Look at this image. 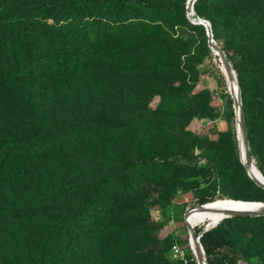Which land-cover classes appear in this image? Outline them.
<instances>
[{
  "label": "rangeland",
  "instance_id": "rangeland-1",
  "mask_svg": "<svg viewBox=\"0 0 264 264\" xmlns=\"http://www.w3.org/2000/svg\"><path fill=\"white\" fill-rule=\"evenodd\" d=\"M177 2L183 18L197 25L187 17V0ZM194 4L192 17L208 23L209 37L202 25L201 29L174 27V47L167 44L158 53L163 69L151 65L132 71L121 77L118 86L115 81L100 82L103 87L93 85L91 94L84 93V84L75 82L64 98L41 108L43 121L25 118L18 110L11 117L0 113V143L22 147L31 145L44 123L53 129L68 128L77 114L90 119L91 127L99 125L101 112L111 123L106 131L93 132L75 148L54 150L40 187L35 185V190L30 187L25 193L10 190L0 197L2 203L31 209L40 202H59L106 185L108 195L121 197V217H127L114 233L149 236L162 264H183L172 259L171 249L178 246L188 253L185 216L198 207V196L212 195L214 204L237 201L263 209L253 203H264V189L248 178L242 164V132L235 103L237 98L241 102L239 76L232 70L233 76L227 77L208 42L211 39L247 79L254 65L264 63V18L240 42L229 37L224 25L214 33L211 9L196 14ZM6 5L7 0H0V9ZM170 68L174 69L171 74L159 72ZM110 85L119 92L110 91ZM77 94L91 101L81 97L83 101L76 104ZM232 111L234 119L230 118ZM255 112L257 91L250 86L246 117ZM246 146L254 171L264 179L263 128L252 131ZM198 221L193 225L221 226L233 239V248L221 250L228 258L264 264V215L217 223Z\"/></svg>",
  "mask_w": 264,
  "mask_h": 264
},
{
  "label": "trees",
  "instance_id": "trees-1",
  "mask_svg": "<svg viewBox=\"0 0 264 264\" xmlns=\"http://www.w3.org/2000/svg\"><path fill=\"white\" fill-rule=\"evenodd\" d=\"M7 1L0 9V113L11 117L18 110L35 122L43 121L41 108L64 98L75 82L84 84V93L91 94L93 85L100 82L115 81L118 86L121 77L132 71L151 65L163 69L158 53L167 44L174 47V27L201 29L179 13L178 0ZM194 9L196 14L211 9L212 31L217 33L224 25L229 37L240 42L264 18V0L243 4L239 0H196ZM230 65L239 76L244 114L247 88L257 91V112L248 118L245 114L250 141L252 131L264 130V63L254 65L247 79L232 62ZM159 72L171 74L174 69ZM81 97L91 101L77 94L76 104L83 101ZM229 100L233 105L234 100ZM76 116L74 125L64 129L44 123L30 146L0 143L1 198L10 190L38 189L54 150L75 148L93 132L106 131L111 125L102 112L99 127H91L87 117ZM234 117L232 111L230 118ZM119 199L116 193L108 195L103 185L98 191L88 189L78 197L40 202L31 209L0 201V264H162L149 236L114 233L127 220L126 215L121 217ZM212 202V195L196 198L198 207ZM246 217L252 216L231 219ZM194 233L207 264L240 261L221 253L234 247L223 227L195 226Z\"/></svg>",
  "mask_w": 264,
  "mask_h": 264
},
{
  "label": "bare ground",
  "instance_id": "bare-ground-1",
  "mask_svg": "<svg viewBox=\"0 0 264 264\" xmlns=\"http://www.w3.org/2000/svg\"><path fill=\"white\" fill-rule=\"evenodd\" d=\"M237 102H238V100H237ZM236 106H237L236 113H238V103H236ZM239 135H240V133H239ZM239 142H240L241 150L243 152L244 151V144H243L242 135H240V137H239ZM249 172H250V175L252 177L257 178L261 182L264 183V179L261 178L254 171L253 167L251 168V170ZM243 204H246V203L225 202V203H220V204H214L212 206L205 207V208H200V209L196 208L194 210H191L188 213V215L186 217V222L188 223V225L194 227L195 224L193 225V223H195V221H197V220L209 221L211 223H216V222L220 221V219H229V218H232L235 216H250L251 215L253 217V216L264 215V207L261 206L260 203H253V204H258L261 207H263V209H261L259 207H254V206H250V205H243ZM188 241H189V246L192 249V251L195 253L197 260H200V257H199L200 255L198 253V248H197L195 241L191 237H189Z\"/></svg>",
  "mask_w": 264,
  "mask_h": 264
},
{
  "label": "water",
  "instance_id": "water-1",
  "mask_svg": "<svg viewBox=\"0 0 264 264\" xmlns=\"http://www.w3.org/2000/svg\"><path fill=\"white\" fill-rule=\"evenodd\" d=\"M196 0H187V3H186V6H187V17L189 19H191V21L197 25H202L205 30H206V34L207 36L209 37V25L206 21L204 20H201L200 18H194L192 17V13H191V9L193 7V4ZM208 46L212 49V51L214 52V54L219 58V61L221 63V65L223 66V68L225 69L226 71V74H227V77L231 78L233 76L232 74V70L231 69V66L227 60V58L225 57L224 53L221 51V49L215 45L211 39H209V42H208ZM238 100V102H237ZM235 103H238V113H237V116L239 118V121H240V124H241V132H242V139H243V144H244V161H242V164L245 168V171L247 173V176L248 178H250L254 184H256L258 187L264 189V183L261 182L259 179L255 178V177H252L250 175V170L252 168V165H251V159H250V155H249V150L247 149V146H246V141H247V136H246V131H245V122L243 120V111H242V106H241V102L240 100L237 98ZM229 202H235L237 203V201H229ZM239 203V202H238ZM214 203H211V204H206L204 206H200V207H197V208H205V207H209V206H212ZM261 206L264 207V203H260ZM190 212V211H189ZM185 222H186V216H185ZM217 223V222H216ZM186 226H187V229H188V232H189V237H191L196 245H197V248H198V253H199V257H200V260L204 263V264H207V261L205 259V255H204V252H203V249L199 243V239L197 238V236L195 235L194 233V229L192 226L188 225V223L186 222ZM246 264H248L247 262H245Z\"/></svg>",
  "mask_w": 264,
  "mask_h": 264
},
{
  "label": "built area",
  "instance_id": "built-area-1",
  "mask_svg": "<svg viewBox=\"0 0 264 264\" xmlns=\"http://www.w3.org/2000/svg\"><path fill=\"white\" fill-rule=\"evenodd\" d=\"M194 227H193V229H194ZM205 229H207V228L205 227ZM197 238L199 239V237H197ZM188 247H189V251L187 253L186 251L182 250L178 246H173L171 249L172 259L176 260L178 262H181L183 264H204L201 260H197L195 253L192 251L189 244H188ZM187 256L190 258L189 259L190 263L187 262ZM237 264H246V263H245V261H239Z\"/></svg>",
  "mask_w": 264,
  "mask_h": 264
}]
</instances>
